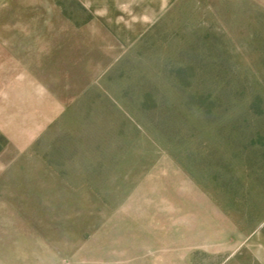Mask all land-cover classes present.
<instances>
[{"label": "rangeland", "instance_id": "1", "mask_svg": "<svg viewBox=\"0 0 264 264\" xmlns=\"http://www.w3.org/2000/svg\"><path fill=\"white\" fill-rule=\"evenodd\" d=\"M24 66L0 86V264H258L264 0L175 1L44 126L14 99L50 65Z\"/></svg>", "mask_w": 264, "mask_h": 264}, {"label": "crops", "instance_id": "2", "mask_svg": "<svg viewBox=\"0 0 264 264\" xmlns=\"http://www.w3.org/2000/svg\"><path fill=\"white\" fill-rule=\"evenodd\" d=\"M26 1V14L13 13L0 24V31L7 34L3 44L0 42V65H4L0 86L6 91L8 79L15 78L11 86L15 89L6 93L19 95L24 65L36 64L39 69L50 65L45 78H29L32 87L38 89L32 88L27 104L20 96L14 99L22 111L47 112L41 123L44 126L69 110L76 98L177 0ZM71 1L85 10L87 18L80 20L64 12L70 9ZM33 6L35 16L29 13ZM11 71L12 77L8 75ZM246 246L258 264H264V232L247 236Z\"/></svg>", "mask_w": 264, "mask_h": 264}]
</instances>
